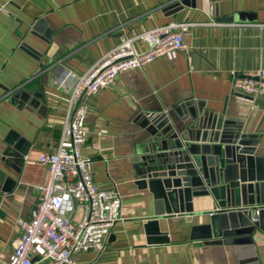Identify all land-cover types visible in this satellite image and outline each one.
<instances>
[{"label": "crops", "instance_id": "crops-1", "mask_svg": "<svg viewBox=\"0 0 264 264\" xmlns=\"http://www.w3.org/2000/svg\"><path fill=\"white\" fill-rule=\"evenodd\" d=\"M0 0V264H7L20 223L39 201L46 168L43 152L60 144L70 94L56 85L60 67L82 75L115 47L140 33L186 23V48L140 68L119 73L114 83L86 98L84 155L102 190L118 191L120 220L105 250L76 256L77 264H264V233L250 244L192 239L215 203L195 198L192 213L154 217L152 193L138 184L135 158L143 137L139 115L173 113L202 101L257 139L264 154V96L234 90L237 76L264 70V0ZM230 19V20H229ZM136 53L145 50L134 43ZM28 91L36 107L12 97ZM13 136L28 144L21 158L7 157ZM15 141V140H14ZM14 143V142H13Z\"/></svg>", "mask_w": 264, "mask_h": 264}, {"label": "water", "instance_id": "water-1", "mask_svg": "<svg viewBox=\"0 0 264 264\" xmlns=\"http://www.w3.org/2000/svg\"><path fill=\"white\" fill-rule=\"evenodd\" d=\"M185 6L187 1L177 0L166 10L175 14ZM12 97L38 104L21 89ZM172 111L177 118L170 113L138 117L143 137L134 167L138 184L153 195L154 217L148 226H156L160 216L192 213L195 198L210 197L216 207L204 224L192 227L191 238L252 243L255 232L264 233V154L257 152L259 141L202 101L184 102ZM8 146L7 157L28 152V144L14 136ZM8 185H0V196L10 190Z\"/></svg>", "mask_w": 264, "mask_h": 264}, {"label": "built area", "instance_id": "built-area-1", "mask_svg": "<svg viewBox=\"0 0 264 264\" xmlns=\"http://www.w3.org/2000/svg\"><path fill=\"white\" fill-rule=\"evenodd\" d=\"M187 27L186 23H170L140 33L82 75L59 68L56 85L70 94L60 144L54 152L38 157L46 168V179L39 187V201L20 223L7 264H77L78 254L105 250L107 237L120 220L121 199L117 190H102L94 182L93 161L82 152L89 111L86 98L110 87L119 73L186 48L183 34ZM137 42L145 46L141 53L133 48ZM232 86L246 95L264 96V70L237 76Z\"/></svg>", "mask_w": 264, "mask_h": 264}]
</instances>
